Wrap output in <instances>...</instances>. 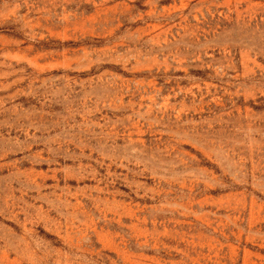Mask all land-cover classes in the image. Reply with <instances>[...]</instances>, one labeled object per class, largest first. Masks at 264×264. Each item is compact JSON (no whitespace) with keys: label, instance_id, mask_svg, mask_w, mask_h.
I'll return each instance as SVG.
<instances>
[{"label":"rangeland","instance_id":"1","mask_svg":"<svg viewBox=\"0 0 264 264\" xmlns=\"http://www.w3.org/2000/svg\"><path fill=\"white\" fill-rule=\"evenodd\" d=\"M0 264H264V0H0Z\"/></svg>","mask_w":264,"mask_h":264}]
</instances>
